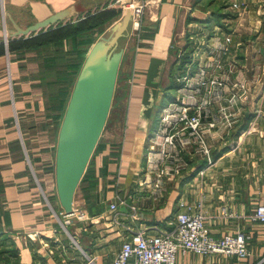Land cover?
Segmentation results:
<instances>
[{"label":"crops","instance_id":"crops-1","mask_svg":"<svg viewBox=\"0 0 264 264\" xmlns=\"http://www.w3.org/2000/svg\"><path fill=\"white\" fill-rule=\"evenodd\" d=\"M188 2L153 0L136 41L129 39L131 43L126 45V50L132 48V53L130 66L124 65L122 80L125 87L119 90L121 104L115 105L112 120L100 137L101 151L94 159L99 183L95 189L86 192L90 200L82 190L78 198L77 191L75 194L74 209L85 210L92 220L82 227L76 225L72 240L66 241L58 233L57 222L53 219L56 215L63 220L58 213L63 208L55 174L60 129L57 131L53 110L50 109L51 98L66 85L59 76L66 61L76 57L75 51L79 49L85 52L80 61V72L89 53V45L83 41L90 36L85 34L81 41L79 38L78 41L66 38L58 48L51 44L20 49V43L16 42L11 53L9 40L6 43L0 0V234L25 233L32 238L31 247L23 245L18 251L19 264H59L53 252L81 253L75 246L79 241L77 245L81 243L82 248L97 258L98 264H112L121 249L123 235L127 234L126 227L131 225L138 229L145 224L149 228L169 230L177 214L188 210L201 211L206 227L215 237L239 231L246 233L250 255L237 258L188 251L178 253L176 264H264V223L251 220L256 206L264 203V104L261 102L254 108H245L244 112L233 109L240 115L234 125V136L227 137V142L209 140V157L197 147L193 148L198 155L192 156L196 158L190 169L184 171L183 168L174 178L162 202H154L139 185L146 163L145 148L158 130V122L154 124V118L162 107L159 105L163 94L160 91L162 82L171 75L168 65L175 55L173 41L179 26L184 24L183 14L188 12L185 10ZM3 3L5 13L9 14L6 15L9 29L13 28L12 19L21 27H27L74 7L76 13L70 19L53 25L56 28L83 19L91 7L101 10L115 7L114 0H3ZM25 9L31 11L30 17H22ZM249 17L252 21L257 18L261 21L259 26H245V29L250 28V35L254 38L252 48L261 49L263 20L256 12L250 11ZM121 19H117L115 24ZM131 29L129 27L130 37ZM254 55L245 57V60L252 64H258L259 60L264 62V57ZM131 76L136 83L129 87L126 78ZM73 87L69 85L71 91ZM228 109L231 113L230 107ZM185 153L187 158L188 152ZM107 161L110 163L108 170L105 166L101 169L102 163ZM120 163L122 175L118 177ZM40 166H45L46 173L42 176ZM117 189L126 205L121 206L116 219L107 216V221H102L103 216L100 215L104 214L105 208L106 213L109 212V204L104 207L105 203L112 200ZM181 201L186 203L182 208ZM134 204L141 208L138 220L132 217L131 206ZM223 209L228 215L222 214ZM32 252H42L43 256L49 252L46 263L33 260ZM4 255L8 261L15 254L3 253L2 257Z\"/></svg>","mask_w":264,"mask_h":264},{"label":"rangeland","instance_id":"rangeland-1","mask_svg":"<svg viewBox=\"0 0 264 264\" xmlns=\"http://www.w3.org/2000/svg\"><path fill=\"white\" fill-rule=\"evenodd\" d=\"M123 2L124 0H114V9H105L114 12L113 17L103 26H98L94 29L95 35L93 31L87 33L93 40L88 46V51L95 43L110 41L116 34V27H118L119 23L115 24V21L122 18L120 21L122 22L126 11ZM3 10L5 12V9ZM185 10L188 12L183 14L184 24L179 26L177 36L173 41L175 55L170 58L168 65L171 75L162 82L160 91L163 94L159 105L162 107L171 104L173 106L194 105V108L201 112L202 124L200 133L203 138L207 142L217 139L227 142V137L232 138L234 136V125L240 119V115L235 114L233 109L244 112L245 108H254L258 102L264 104V62L262 63L259 60L258 64H252L250 60H245V57L255 56L254 53L260 58L264 57V0H189ZM100 11L102 10L97 9V7H91L88 13L85 12V16L88 14L96 15ZM250 11L252 13L256 12V15L263 20V23H261L263 28L261 43L263 47L261 49L252 48L251 45L254 38L250 35V28L245 29V26H259V22H261L258 18L252 21V18L249 17ZM29 15H31L29 9H25L22 12L23 18L26 16L30 17ZM132 22L131 16L129 27L133 26ZM231 27L232 29H230ZM228 38H231L232 42L227 41ZM129 39L136 41L133 32L131 37L127 35V37L120 39L118 50L122 48L124 53L107 119L108 123L106 122L107 125L104 127L105 130L112 120L115 105L121 104L119 102V90L125 87L122 80L124 79V65L129 64L130 66L132 53V48H127L126 50L125 47L129 42L131 43L132 40L130 41ZM231 47L232 49L234 47L233 51ZM126 79L129 87L135 85L136 81L131 80L132 76L130 79L128 77ZM122 104H124L123 101ZM229 107L231 113L229 112ZM160 113L161 111L154 118V124L158 122L157 127H159L160 123ZM210 123H214V126L211 127ZM155 134L152 136L155 137ZM196 147V144L189 145L184 171L190 169L193 159L196 158L192 156L198 155L194 153L195 150L193 148ZM144 152L147 154L148 147L145 148ZM44 167H41L42 172L38 170L40 176L46 173ZM80 192L81 188L79 187L76 198H78ZM164 196L160 202H162ZM109 202L105 203L104 207ZM62 211L63 209L60 212ZM75 211L76 213L71 217L73 221L70 223H64V219L61 222L56 215L53 216V219L57 222L58 233L60 232L66 241L72 240V235L77 229L76 225L77 227H82L91 223L92 220L90 217L89 219H81L85 210L75 208ZM106 211L107 208H105L104 214L100 215L103 216L102 221H107V216L113 217L112 214L106 213ZM60 212L58 213L60 214ZM52 214H54L53 211ZM86 215L90 216L88 213ZM59 216L63 218L62 215ZM32 242L33 240L29 234L11 233L10 236L8 233L0 234V264H19L17 256L19 257L20 252L18 251L23 245L31 247ZM79 242L74 245L77 247ZM9 252L15 254L16 258L15 255H12L6 261L7 255L2 257V254H8ZM32 254L33 260L38 259L41 263H46L49 252L44 253V256L42 252H38V254L37 252H32ZM52 255L59 264H79L81 261L80 257H82L80 252H53Z\"/></svg>","mask_w":264,"mask_h":264},{"label":"built area","instance_id":"built-area-1","mask_svg":"<svg viewBox=\"0 0 264 264\" xmlns=\"http://www.w3.org/2000/svg\"><path fill=\"white\" fill-rule=\"evenodd\" d=\"M153 0H132L127 3L124 0V9H131L132 32L138 37L142 31L143 22L149 11ZM2 6L4 3L2 0ZM3 11V24L7 36L6 14ZM230 41V38L227 39ZM131 80H134L132 77ZM194 105L185 106H163L158 127V133L153 136L148 145L146 163L142 169L143 177L139 185L149 193V197L160 202L170 183L179 175L186 164V153L190 144H196L198 151L207 157L210 156L211 147L201 132V112ZM194 109V110H192ZM179 112V113H178ZM213 127L214 123H210ZM196 139V140H193ZM156 148V149H155ZM122 163V158H121ZM121 163L118 169V177ZM119 179V178H118ZM117 186H119L117 184ZM113 195L109 203V212L113 218H117L121 206L126 205V200L121 198L120 190ZM185 202H180L184 207ZM132 217L140 218L141 208L134 204L131 206ZM76 213L66 215L60 212L64 223H70L71 217ZM85 212L81 219H89ZM223 215H228L223 209ZM253 222L264 223V203L256 206L251 216ZM155 232H151V230ZM120 251L112 264H176L177 255L180 252H195L202 255L223 254L237 258H245L250 255L249 242L246 233L239 231L235 234L227 233L215 237L205 225V217L201 211H180L176 221L169 230L158 227L149 228L143 224L140 228L134 226L126 227ZM81 251L82 259L79 264H98L97 258L85 248L77 245Z\"/></svg>","mask_w":264,"mask_h":264},{"label":"water","instance_id":"water-1","mask_svg":"<svg viewBox=\"0 0 264 264\" xmlns=\"http://www.w3.org/2000/svg\"><path fill=\"white\" fill-rule=\"evenodd\" d=\"M131 1L127 0V3ZM75 13L74 7H70L27 27H21L12 19L13 28H7V36L14 38L37 33L70 19ZM131 13V9L127 8L110 41L97 42L90 49L60 127L55 174L58 196L66 215L73 213L76 191L109 116L124 53L118 47L120 39L129 33Z\"/></svg>","mask_w":264,"mask_h":264},{"label":"trees","instance_id":"trees-1","mask_svg":"<svg viewBox=\"0 0 264 264\" xmlns=\"http://www.w3.org/2000/svg\"><path fill=\"white\" fill-rule=\"evenodd\" d=\"M99 14H88L83 19H80L79 21L71 24H66L64 26H57L54 28V26H51L47 30H40L37 35L35 33H32L30 36H22L20 39H12L9 37V50L12 53V51L15 49V43H20V49H32L36 48L38 46H45V45H51L53 44L55 47H62L63 41L66 38H71L72 40L81 41V37L87 34L90 31H93L98 26H103L106 24L112 17L114 12L111 10H102L98 12ZM91 37H88L84 43H88L90 45L92 43ZM76 50V49H75ZM74 50V51H75ZM77 53L76 57L69 58L66 63L64 64V69L62 70V75L59 77H62L60 81H62L64 84H66L62 90H60L55 95H52L51 98V106L50 109L53 110V119L56 122V126L58 128V131L60 129V126L62 124L70 97H71V89H69V85H74L77 78L79 69L81 67V58L85 56V52L79 50L75 51ZM74 88V87H73ZM101 151V143L99 141L94 154L90 160V164L87 167L86 172L84 173V176L80 182L79 187L82 191L85 193V197L90 200V195H87V191L93 190L96 188V186L99 183V177L96 176V171L94 168V159L95 155ZM115 154V153H114ZM109 161L103 162L101 165L105 166L106 170H108Z\"/></svg>","mask_w":264,"mask_h":264},{"label":"bare ground","instance_id":"bare-ground-1","mask_svg":"<svg viewBox=\"0 0 264 264\" xmlns=\"http://www.w3.org/2000/svg\"><path fill=\"white\" fill-rule=\"evenodd\" d=\"M126 47V46H125Z\"/></svg>","mask_w":264,"mask_h":264}]
</instances>
